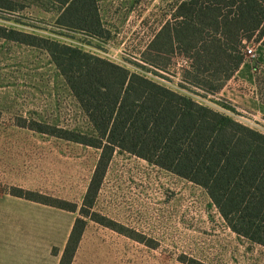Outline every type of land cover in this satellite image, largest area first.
Here are the masks:
<instances>
[{"label": "rangeland", "instance_id": "1", "mask_svg": "<svg viewBox=\"0 0 264 264\" xmlns=\"http://www.w3.org/2000/svg\"><path fill=\"white\" fill-rule=\"evenodd\" d=\"M6 1L1 3L12 2L18 11L13 15L0 12V30L56 42L209 108L207 96L183 88L191 60L180 56L176 46L160 45L158 49L163 50V55L158 57L147 51L154 36L166 28L183 0H95L100 28L94 35L57 27L59 6L51 0ZM17 45L23 46L0 37V111L3 113L0 125H15L17 118H22L27 125L36 122L68 131L66 104L57 102L61 110L53 112L42 108L45 102L25 101L26 94L24 97L18 94L21 102H7L5 91L17 97L15 91L6 89L17 86L7 81L11 80L7 74L13 72L7 68L16 63L43 65L51 61L44 50L26 45L24 49H13ZM248 49L259 63L258 55L264 48L260 44L244 45V58L252 61L246 53ZM253 69L264 89V64L253 65ZM30 86L26 80L25 89ZM54 88L66 92L60 81ZM63 97L68 98V94ZM214 103L218 106L214 107L217 113L264 136L263 123L249 125L237 118L245 119L244 115L234 111L224 113L223 104ZM83 135L97 137L91 136L88 129ZM11 137V134L7 138L0 135V207L10 209L0 213V221L8 219L6 227H12L11 218L20 217L25 226L28 221L46 236L37 239L36 232L20 236L19 230V240L44 243L49 235L55 238L58 247L52 249L54 253L60 250L64 238L79 220L82 225L77 230L83 232L71 264H264V248L234 234L201 187L115 149L96 197L91 203H84L83 190L87 192L97 160L91 147L79 144V151L72 156L65 142L57 139L55 153L52 145L49 149L48 145L40 144L30 154V150L24 151V145L15 143ZM40 139L53 141L44 135ZM27 194L62 203L67 210L18 197Z\"/></svg>", "mask_w": 264, "mask_h": 264}, {"label": "trees", "instance_id": "2", "mask_svg": "<svg viewBox=\"0 0 264 264\" xmlns=\"http://www.w3.org/2000/svg\"><path fill=\"white\" fill-rule=\"evenodd\" d=\"M51 1L59 6L57 27L93 35L99 30L95 0ZM1 2L0 12L18 11L10 0ZM0 37L46 51L94 128L97 137L88 138L19 121L100 151L84 203L96 197L118 149L201 187L234 234L264 248V136L191 98L56 42L2 30ZM250 43L264 48V0H183L147 51L158 57L163 55L160 45L176 46L180 56L191 60L183 88L213 96L245 61L244 45ZM18 197L67 210L34 194ZM78 225L76 220L59 264L72 263L83 232Z\"/></svg>", "mask_w": 264, "mask_h": 264}, {"label": "crops", "instance_id": "3", "mask_svg": "<svg viewBox=\"0 0 264 264\" xmlns=\"http://www.w3.org/2000/svg\"><path fill=\"white\" fill-rule=\"evenodd\" d=\"M13 49H24V45H17ZM260 52V55H258V61L259 64H264V52L262 50ZM7 70H13L12 74H7L11 77V80L7 81H12V83L15 82L17 85L15 89L13 87L6 88H10L12 91L11 93L15 91L17 94V97L15 98L13 97L14 93L11 95L9 92L5 91V94L7 95L6 99L9 98V101L7 102H21L22 98L19 97L18 94H21L23 97L24 94H26V98L24 97L25 101L45 102L46 106L42 108H46L51 111L53 110V112H56L57 109L61 110V106H58L57 102L66 104L68 108L66 116L70 122L69 128L66 130H68V132L83 135L84 131H87L88 129L89 134H91V136H95L96 132L94 128L88 121L86 115L80 108L79 103L74 98L72 92L65 83L64 78L60 75L52 61L43 65H38L37 63L28 65L24 63H16L12 64L10 68H7ZM26 80H28L31 85L30 88H27L28 90L25 89ZM59 81L60 85H64L67 93L63 90L58 92V88H54L55 85L58 86ZM65 94L66 96L68 94V98L63 97ZM207 101L208 107L212 110H214V107H218L214 102H218L223 104V110H221L224 113H227L228 110L234 111L244 115L245 118H249L251 122H260L264 124V91L257 81V74L253 69V63L249 60H245L240 65L236 73L225 83L223 88L217 94L213 96L208 95ZM2 118L3 113L0 111V122ZM19 121L26 122L25 119L17 118V123L15 125H0V135H6L7 138V135L11 134V140L15 143L23 144L24 151L30 150V154H32L36 146L39 148L40 144L48 145L49 149L52 145L55 153L57 144L56 140L58 138L44 134L37 128L19 125ZM81 130L83 132H81ZM42 135L48 136L50 139H53V141L46 139L41 140L40 137ZM3 139L4 138H1V140ZM64 142L67 145L66 148L68 153L72 156L79 151V144L69 141ZM91 149L95 152L97 164L100 151L94 148ZM126 161H130V159H126ZM96 164L92 169L93 172ZM93 172L91 176L93 175ZM83 194H86L85 189L83 190ZM7 210L9 211L10 209L0 207V213H6ZM11 219L13 225L12 227H6V225L9 224L8 219L0 221V264H59L60 257L64 251L70 234L64 238L60 250L58 249L52 253L53 248H58L55 238L53 239L48 235V242L41 243L39 240L36 242L29 240L28 243H25L23 240H19V230L20 236H23L24 233L31 235L32 232H36V234H38L37 239L42 237L46 238V236L40 233L39 229H35L28 221H26L25 226L23 219L20 217H12ZM23 226L25 227L22 228ZM24 229L28 230V232Z\"/></svg>", "mask_w": 264, "mask_h": 264}, {"label": "built area", "instance_id": "4", "mask_svg": "<svg viewBox=\"0 0 264 264\" xmlns=\"http://www.w3.org/2000/svg\"><path fill=\"white\" fill-rule=\"evenodd\" d=\"M246 53L249 55V57L252 59V63H253V65L255 66V67H258V65H259V63L257 62V59H256V55L253 53V51L252 50H247L246 51ZM229 111L230 110H228L227 111V113H229ZM233 112V111H232ZM239 120H241V121H244V122H246L247 124H253V122H251V121H249V120H246V118L244 119V118H242V117H237Z\"/></svg>", "mask_w": 264, "mask_h": 264}]
</instances>
